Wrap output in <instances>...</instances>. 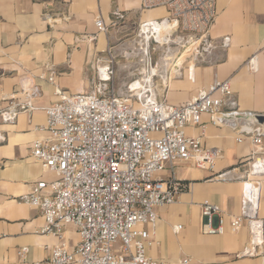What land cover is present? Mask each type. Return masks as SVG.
Wrapping results in <instances>:
<instances>
[{"label":"built area","instance_id":"2783aa9c","mask_svg":"<svg viewBox=\"0 0 264 264\" xmlns=\"http://www.w3.org/2000/svg\"><path fill=\"white\" fill-rule=\"evenodd\" d=\"M216 5L217 0H141L140 12L163 9L166 15L140 22L136 34L123 44L124 77L116 79L118 65L110 52V60L96 62V82L90 92L67 95L56 90L60 100L45 108L46 125L39 128L50 137L32 144L33 157L56 179L33 184L28 193L16 198L40 210L45 219L40 234L61 241L52 251L51 264H165L149 258L147 250L154 241L137 227H154L157 209L177 202L183 184L175 177L162 178L166 166L177 162L193 164L214 174V179L242 181V211L232 219L231 232L248 223L251 245L243 255L254 257L264 249L260 197L253 199L251 191L252 176L264 175V158L253 160L247 173L239 167L216 172L222 152L205 147L202 137L186 134L187 127L199 125L207 115L212 125L230 128L237 143L249 140L256 148L255 157L263 154L264 117L239 109L229 80L215 79L180 106L168 103L166 95L159 93L162 89L166 94L172 78L181 76L183 69L191 72L214 51L229 47V37L221 42L211 38ZM112 17L113 26L118 27L127 12L116 8ZM48 22L57 20L48 18ZM95 25L100 33L108 32L101 17ZM246 66L256 72L257 57ZM22 93L24 102L15 101L0 110L5 124L34 111L35 100L42 95L36 85L23 88ZM5 141L0 131V145ZM221 212L216 204H202L206 234H225L223 220L214 225ZM69 225L80 238L74 250L64 238ZM28 251L21 250L24 261Z\"/></svg>","mask_w":264,"mask_h":264},{"label":"crops","instance_id":"0c3cea01","mask_svg":"<svg viewBox=\"0 0 264 264\" xmlns=\"http://www.w3.org/2000/svg\"><path fill=\"white\" fill-rule=\"evenodd\" d=\"M140 7L141 0H0V110L15 101L24 102L23 88L36 85L42 92L35 100L36 109L22 113L14 124L0 119V131L6 137L0 145V264H51L52 251L61 241L40 234L45 219L38 208L16 201L33 184L56 179L33 157L32 144L50 137L39 128L46 125L45 108L60 100L57 89L67 95L90 92L96 82V62L110 60V52L118 65L116 79L124 77L125 40L136 34L140 22L166 15L163 9L140 12ZM116 8L127 12L118 27L112 20ZM216 9L211 38L221 42L229 37V47L214 51L191 72L183 69L181 76L172 78L166 94L159 91L160 96L180 106L215 79L229 80L239 109L264 117V0H217ZM137 16L140 22L134 29L129 23ZM97 17L104 20L107 33L98 31ZM48 18L57 22L50 24ZM92 36L97 39L91 41ZM254 56L256 72L246 66ZM186 134L202 137L205 147L222 152L216 172L239 167L247 173L253 160L264 158V138L263 154L254 157L256 148L249 140L237 143L230 128L212 125L207 115L199 125L187 127ZM213 175L187 162L166 166L162 178L175 177L183 188L175 204L157 209L154 227H137L154 241L147 250L149 258L165 264H181L188 258L191 264H264V249L254 257L243 255L251 245L248 223L231 232L232 219L242 211L243 182ZM255 178L260 183L254 188L255 198L260 197L259 218L264 219V175ZM206 201L221 208L214 225L223 220L225 234L204 232L202 204ZM178 226L182 229L176 232ZM64 238L70 250L80 241L72 225L65 227ZM23 248L29 249L27 261L21 258Z\"/></svg>","mask_w":264,"mask_h":264},{"label":"rangeland","instance_id":"374dc122","mask_svg":"<svg viewBox=\"0 0 264 264\" xmlns=\"http://www.w3.org/2000/svg\"><path fill=\"white\" fill-rule=\"evenodd\" d=\"M139 22H140V18L137 16L136 18H133L129 24H130V26H131L132 28L135 29V28H137ZM129 39H130V37H128V38L125 40V43H128ZM255 177H256V176H252L251 180H252L253 182H255V183H254L255 185H257V183H256L257 181H256V178H255Z\"/></svg>","mask_w":264,"mask_h":264},{"label":"bare ground","instance_id":"6f19581e","mask_svg":"<svg viewBox=\"0 0 264 264\" xmlns=\"http://www.w3.org/2000/svg\"><path fill=\"white\" fill-rule=\"evenodd\" d=\"M254 188H255V185L252 186L251 191L253 192V197H254L253 199H256L257 200V198H255Z\"/></svg>","mask_w":264,"mask_h":264},{"label":"water","instance_id":"95a60500","mask_svg":"<svg viewBox=\"0 0 264 264\" xmlns=\"http://www.w3.org/2000/svg\"><path fill=\"white\" fill-rule=\"evenodd\" d=\"M261 120L263 121V120H264V118H261Z\"/></svg>","mask_w":264,"mask_h":264}]
</instances>
